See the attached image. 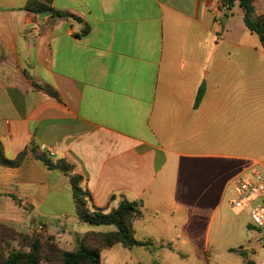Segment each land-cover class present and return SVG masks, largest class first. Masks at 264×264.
<instances>
[{"label": "crops", "instance_id": "crops-1", "mask_svg": "<svg viewBox=\"0 0 264 264\" xmlns=\"http://www.w3.org/2000/svg\"><path fill=\"white\" fill-rule=\"evenodd\" d=\"M29 1L0 0V142L6 159L24 156L0 163V223L66 244L114 231L80 220L78 176L92 209L143 202L136 239L152 246L134 263L190 249L232 180L264 172L260 37L229 26L225 0H42L68 18ZM237 249L233 264L264 257Z\"/></svg>", "mask_w": 264, "mask_h": 264}, {"label": "trees", "instance_id": "trees-1", "mask_svg": "<svg viewBox=\"0 0 264 264\" xmlns=\"http://www.w3.org/2000/svg\"><path fill=\"white\" fill-rule=\"evenodd\" d=\"M236 4L243 12L245 26L257 34L264 45V20L257 15L256 0H225L227 10H232ZM26 9L34 13L49 12L58 18L70 16L56 11L42 0H30ZM23 158L22 155L14 161L6 159L3 145L0 142L1 164L18 166L22 163ZM71 182L80 220L93 226H113L116 230L107 233L88 232L78 239L77 248L74 251H69L64 249L53 237L19 232L0 223L1 264H102V252L115 246L120 245L126 249L151 248V242L136 239L134 228L135 221L143 217V202H131L125 199L120 202L117 208L109 212L98 208L92 209L89 206V196L81 187L82 179L75 176L72 177ZM231 252L243 253L242 249Z\"/></svg>", "mask_w": 264, "mask_h": 264}, {"label": "rangeland", "instance_id": "rangeland-1", "mask_svg": "<svg viewBox=\"0 0 264 264\" xmlns=\"http://www.w3.org/2000/svg\"><path fill=\"white\" fill-rule=\"evenodd\" d=\"M256 5L258 15H264V0L259 2L256 0ZM232 15L233 19L229 26L243 29L244 22L240 7H234ZM256 37L258 36L256 35ZM205 212L206 225H202L199 232L193 236L192 247L190 249L186 248L183 253L174 257L160 256L156 259L155 264H233L235 261L240 262L242 258L238 253L228 252V249L239 246L248 249L250 256L253 257L256 263L264 256V238L249 220V216L242 214L243 211L232 210L229 206H223L217 211L213 207H208ZM211 222L212 228L207 239L205 228L209 227ZM110 228L115 230V227ZM33 234L44 235L37 232ZM58 243L69 251H74L78 245V242L66 244L59 239ZM135 251L137 249H129L124 257L109 264H138L133 262L134 259H140V255ZM143 259L145 260L142 264H151L146 257ZM245 264L249 263L245 262Z\"/></svg>", "mask_w": 264, "mask_h": 264}, {"label": "built area", "instance_id": "built-area-1", "mask_svg": "<svg viewBox=\"0 0 264 264\" xmlns=\"http://www.w3.org/2000/svg\"><path fill=\"white\" fill-rule=\"evenodd\" d=\"M261 17L264 20V15ZM49 155L55 156V152L50 150ZM231 185L233 194L228 201L229 207L232 210H247L252 224L264 238V172L253 168L248 174L235 177ZM36 232L43 234L44 229L40 227ZM259 264H264V257Z\"/></svg>", "mask_w": 264, "mask_h": 264}, {"label": "water", "instance_id": "water-1", "mask_svg": "<svg viewBox=\"0 0 264 264\" xmlns=\"http://www.w3.org/2000/svg\"><path fill=\"white\" fill-rule=\"evenodd\" d=\"M231 11V9H228V12H230ZM227 18V17H226Z\"/></svg>", "mask_w": 264, "mask_h": 264}]
</instances>
